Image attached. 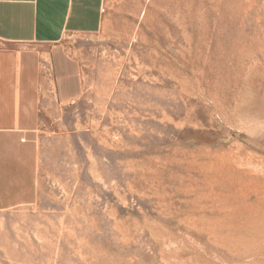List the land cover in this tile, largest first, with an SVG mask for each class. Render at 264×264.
Masks as SVG:
<instances>
[{
  "label": "rangeland",
  "instance_id": "obj_1",
  "mask_svg": "<svg viewBox=\"0 0 264 264\" xmlns=\"http://www.w3.org/2000/svg\"><path fill=\"white\" fill-rule=\"evenodd\" d=\"M63 42L84 94L42 114L0 264H264V0H105Z\"/></svg>",
  "mask_w": 264,
  "mask_h": 264
},
{
  "label": "crops",
  "instance_id": "obj_2",
  "mask_svg": "<svg viewBox=\"0 0 264 264\" xmlns=\"http://www.w3.org/2000/svg\"><path fill=\"white\" fill-rule=\"evenodd\" d=\"M105 0H0V209L31 203L38 193L34 148L42 114L84 94L79 62L64 38L91 34Z\"/></svg>",
  "mask_w": 264,
  "mask_h": 264
}]
</instances>
